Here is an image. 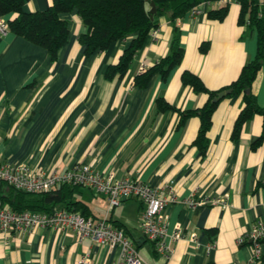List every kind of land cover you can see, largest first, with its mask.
Segmentation results:
<instances>
[{
	"label": "crops",
	"instance_id": "1",
	"mask_svg": "<svg viewBox=\"0 0 264 264\" xmlns=\"http://www.w3.org/2000/svg\"><path fill=\"white\" fill-rule=\"evenodd\" d=\"M223 1L203 4L199 14L175 22L169 15L156 18V38L149 35L129 71L112 80L107 70L130 39L87 57L79 36L89 30L77 11L61 15L69 23V40L55 61L21 36L0 34V161L49 174L84 164L173 194L176 201L165 211L168 235L180 228L183 237L173 244L168 259L157 255L141 233L144 205L139 199L110 208L107 198L93 191L82 188L75 195L91 217H107L114 227H122L146 264H246L253 248L239 246L238 239L264 221V140L258 144L264 116L255 114L233 139L245 101L243 95H227L213 113L205 151L195 144L199 116L181 122L183 114L209 102V94L184 85L185 71L197 75L209 91H220L256 56L257 36L239 23L240 6L236 0ZM52 3L26 0L25 11H45ZM224 3L229 9L222 21L208 17ZM176 33L184 49L181 64L166 79L155 74L147 87L135 86L142 65L150 69L171 53ZM203 44L208 45L206 52L201 51ZM253 93L264 110V64ZM160 98L173 109L160 111ZM192 196L225 197L227 205L190 208ZM192 234L196 242L189 239ZM83 258L88 264H115L119 251L88 239L79 242L70 231H0V264H80Z\"/></svg>",
	"mask_w": 264,
	"mask_h": 264
},
{
	"label": "trees",
	"instance_id": "2",
	"mask_svg": "<svg viewBox=\"0 0 264 264\" xmlns=\"http://www.w3.org/2000/svg\"><path fill=\"white\" fill-rule=\"evenodd\" d=\"M221 1L225 2L223 0H53L52 5L45 11L26 12V0H0V16L7 19L9 32L44 48L53 61L58 59L60 51L69 40V23L61 18L65 13L77 11L83 24L88 28V33L79 36V43L85 49L84 53L87 57L107 51L116 42L130 39L118 62L107 70L106 77L112 80L116 75L124 76L129 71L135 57L145 46L150 32L159 28L156 18L169 15L172 22H175L197 6ZM151 2L155 4L157 10L153 19L150 15ZM236 2L240 6L239 23L248 26L256 33L255 58L243 67L236 81L220 91H209L203 81L189 71H185L182 75L184 85L192 87L197 93L209 94V102L204 108L186 112L181 120L183 123L189 117L199 116L201 128L195 144L203 151L208 147L206 135L211 128L212 116L219 103H214L213 99L219 92L232 89V93L228 96L243 95L245 101V107L235 122L233 139L240 137L244 124L255 114L264 116V110L258 106L253 93V84L264 64V4L261 0H236ZM228 9V4H225L219 9L211 10L208 17L222 21ZM12 16L14 17L10 18ZM207 50L208 45L203 44L201 51ZM183 57L184 49L180 36L176 33L171 53L145 73L137 75L135 86L147 87L155 74H160L166 79L169 73L181 64ZM157 102L160 111L173 109L162 98ZM263 140L264 129L258 144ZM81 189V187L63 185L47 193L29 194L0 183V202L17 213L26 211L53 213L57 209H66L70 212H80L88 218L91 217L88 207L75 200V195L79 194Z\"/></svg>",
	"mask_w": 264,
	"mask_h": 264
},
{
	"label": "built area",
	"instance_id": "3",
	"mask_svg": "<svg viewBox=\"0 0 264 264\" xmlns=\"http://www.w3.org/2000/svg\"><path fill=\"white\" fill-rule=\"evenodd\" d=\"M200 6L193 8L190 14H199ZM7 23V19L0 16V34L9 33ZM158 33L159 28H155L150 32V36L156 38ZM147 70V67L142 65L140 73ZM0 183L29 194L47 193L63 185L81 187L105 196L110 208H115L132 198L139 199L144 205L140 223L141 233L153 243L156 254L166 259L173 253V244L183 237V230L180 228H176L170 236L168 235L165 211L170 203L176 201L173 194L165 195L160 189L146 183L120 179L112 173L101 174L89 165L77 164L63 174H49L35 172L26 164L9 165L0 161ZM207 204L226 206L227 198L197 200L192 196L187 200L190 208ZM37 228L70 231L79 242L88 239L118 249L119 260L115 264H146L134 240L125 230L114 227L107 217L86 218L80 212H70L66 209H57L53 213L31 211L17 213L0 202L2 233H27ZM189 239L192 242L197 241L195 234L190 235ZM238 245H250L253 248L252 256L246 264H264V221H258L248 233L241 236ZM88 262V258H83L80 264Z\"/></svg>",
	"mask_w": 264,
	"mask_h": 264
},
{
	"label": "water",
	"instance_id": "4",
	"mask_svg": "<svg viewBox=\"0 0 264 264\" xmlns=\"http://www.w3.org/2000/svg\"><path fill=\"white\" fill-rule=\"evenodd\" d=\"M151 6V11H150V15L151 18L153 19L157 10H156V6L153 2L150 3ZM232 93V89L226 90V91H221L217 94V96L215 97V99H213V102H219L220 100H222L223 98H225L227 95H230ZM137 244L139 245V240L137 241Z\"/></svg>",
	"mask_w": 264,
	"mask_h": 264
}]
</instances>
